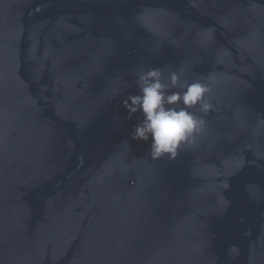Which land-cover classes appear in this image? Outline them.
I'll list each match as a JSON object with an SVG mask.
<instances>
[{
  "label": "water",
  "instance_id": "obj_1",
  "mask_svg": "<svg viewBox=\"0 0 264 264\" xmlns=\"http://www.w3.org/2000/svg\"><path fill=\"white\" fill-rule=\"evenodd\" d=\"M152 67L211 88L175 160ZM0 264H264V0H0Z\"/></svg>",
  "mask_w": 264,
  "mask_h": 264
},
{
  "label": "clouds",
  "instance_id": "obj_2",
  "mask_svg": "<svg viewBox=\"0 0 264 264\" xmlns=\"http://www.w3.org/2000/svg\"><path fill=\"white\" fill-rule=\"evenodd\" d=\"M135 84L138 93L123 102L129 119L140 113L131 139L150 142L148 156L152 160H175L180 150L195 143L206 127L204 116L214 110L206 98L211 92L209 84L202 80L182 84L179 71H171L165 80L164 72L155 67L140 69ZM177 88L180 91H172ZM193 108L202 115L191 111Z\"/></svg>",
  "mask_w": 264,
  "mask_h": 264
}]
</instances>
